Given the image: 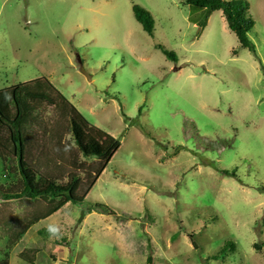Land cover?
Wrapping results in <instances>:
<instances>
[{
	"label": "rangeland",
	"instance_id": "1",
	"mask_svg": "<svg viewBox=\"0 0 264 264\" xmlns=\"http://www.w3.org/2000/svg\"><path fill=\"white\" fill-rule=\"evenodd\" d=\"M246 1L255 53L221 11L199 26L183 0H0V90L44 77L120 141L82 204L20 238L45 204L0 199V259L27 264L17 255L34 249L33 264H264V0ZM133 5L152 15V37ZM43 108L51 128L58 112ZM7 162L0 186L18 187Z\"/></svg>",
	"mask_w": 264,
	"mask_h": 264
},
{
	"label": "trees",
	"instance_id": "2",
	"mask_svg": "<svg viewBox=\"0 0 264 264\" xmlns=\"http://www.w3.org/2000/svg\"><path fill=\"white\" fill-rule=\"evenodd\" d=\"M183 1L190 8L189 21L199 26L206 24L211 13L221 11L239 47L255 53V47L248 38L254 22L248 13L249 4L246 0ZM131 10L142 30L152 37V15L138 5H133ZM155 47L166 59L176 62L172 51L166 50L161 44ZM44 106L54 107L58 112V120L51 128H45L38 120V112ZM119 147L118 139L90 124L44 77L1 89L0 158L4 162L8 161L6 167L15 165L19 182L18 187L0 186V199L3 202L40 200L45 204L33 222L26 225L16 237L20 238L32 224L49 218L67 203L82 204ZM83 159L92 162L86 165ZM221 173L227 177L236 176L234 171L222 170ZM91 210L106 215L114 214L100 204H94ZM37 234L47 239L56 236L52 230H39ZM55 242L58 243L57 240ZM253 246L259 250V246ZM233 248L234 244L226 243L210 258L218 260ZM37 253V250L25 249L17 258L33 264ZM7 256L5 254L0 259V264H9ZM151 262L152 258L148 256L145 264Z\"/></svg>",
	"mask_w": 264,
	"mask_h": 264
},
{
	"label": "water",
	"instance_id": "3",
	"mask_svg": "<svg viewBox=\"0 0 264 264\" xmlns=\"http://www.w3.org/2000/svg\"><path fill=\"white\" fill-rule=\"evenodd\" d=\"M79 62H80V61H79ZM81 73L87 78L88 81L91 80L90 76H88V75L86 74V72L83 70V68H81Z\"/></svg>",
	"mask_w": 264,
	"mask_h": 264
}]
</instances>
